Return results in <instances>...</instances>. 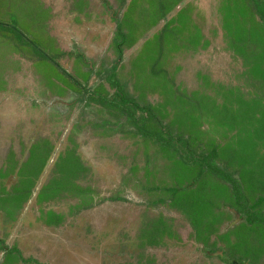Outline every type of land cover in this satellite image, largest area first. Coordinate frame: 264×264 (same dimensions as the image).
<instances>
[{"label":"rangeland","instance_id":"1","mask_svg":"<svg viewBox=\"0 0 264 264\" xmlns=\"http://www.w3.org/2000/svg\"><path fill=\"white\" fill-rule=\"evenodd\" d=\"M119 16L128 91L193 149L217 147L215 162L237 171L250 203L264 195V20L253 1L125 0ZM0 22L23 33L0 26L9 247L43 264H264V222L245 221L225 181L196 179L198 163L142 137L39 58L37 49L110 96L99 73L116 58L115 23L101 0H0ZM0 264L36 263L0 249Z\"/></svg>","mask_w":264,"mask_h":264},{"label":"trees","instance_id":"2","mask_svg":"<svg viewBox=\"0 0 264 264\" xmlns=\"http://www.w3.org/2000/svg\"><path fill=\"white\" fill-rule=\"evenodd\" d=\"M104 7L110 12V15L115 23V34L112 38L113 46L116 50V58L111 66L104 68L99 75L114 88V92L110 95H104L100 92L91 90L83 85L79 80L68 73L54 57L37 49L40 53L39 58L51 62L65 77H67L75 87L82 90L83 94H88L89 98L94 102L101 104L105 108H113L120 116L125 117V123L133 127V130L142 137L153 139L155 142L166 145L174 149L180 160L187 164L198 163L199 171L196 179L199 178L205 171L210 172L213 176H218L225 181L231 191L235 205L245 218L247 223L264 222V212L255 210V207L261 205L264 201V195H259L254 202L250 203L244 196L240 181L236 176V170H229L226 166H222L215 162L218 157V149L213 146L210 149H193L190 145L189 139L181 134H177L171 130L169 125L163 121L159 114L153 109L150 102L142 103L136 96L131 94L127 89L126 81L120 80L117 75L118 64L123 57V45L126 41L127 34L124 30L122 20L119 16V10L124 6L125 0H119V6L112 8L108 0H101ZM255 9L261 19L264 20V0H252ZM0 26L12 29L18 35L23 36L21 30L12 24H3ZM72 54L71 51L65 52ZM76 56L83 61L86 57L82 53H76ZM152 123L157 128V131H150L148 124ZM173 192H177L179 188H171ZM121 197H113L110 199H120ZM86 207V206H85ZM83 209V207H82ZM0 249L6 253H14L25 262H34L36 264H43L32 257L23 258L21 252L17 247H9L3 239L0 238ZM210 252L215 249H207ZM223 261L229 262L223 253L218 255ZM228 264H232L229 262Z\"/></svg>","mask_w":264,"mask_h":264},{"label":"water","instance_id":"3","mask_svg":"<svg viewBox=\"0 0 264 264\" xmlns=\"http://www.w3.org/2000/svg\"><path fill=\"white\" fill-rule=\"evenodd\" d=\"M232 264H239V263H236V261H233V263Z\"/></svg>","mask_w":264,"mask_h":264}]
</instances>
